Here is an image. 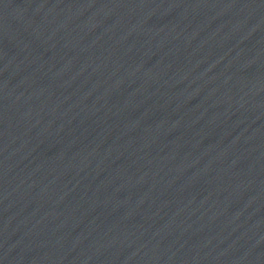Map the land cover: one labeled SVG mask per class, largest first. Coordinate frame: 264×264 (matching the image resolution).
<instances>
[{"label":"water","instance_id":"1","mask_svg":"<svg viewBox=\"0 0 264 264\" xmlns=\"http://www.w3.org/2000/svg\"><path fill=\"white\" fill-rule=\"evenodd\" d=\"M0 264H264V0H0Z\"/></svg>","mask_w":264,"mask_h":264}]
</instances>
